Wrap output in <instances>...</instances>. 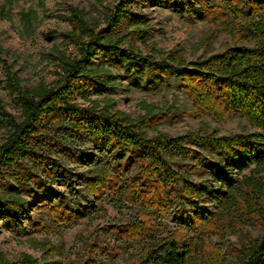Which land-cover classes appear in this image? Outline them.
<instances>
[{"label": "trees", "instance_id": "16d2710c", "mask_svg": "<svg viewBox=\"0 0 264 264\" xmlns=\"http://www.w3.org/2000/svg\"><path fill=\"white\" fill-rule=\"evenodd\" d=\"M3 1L0 11L5 14L12 0ZM148 1L117 0L105 15L106 25L101 28L92 26L82 10L71 7L75 29L66 37L76 47L78 56H59L61 73L52 85L40 83L32 89L23 87L17 73L3 62L1 56L7 50L0 45L5 84L21 108V120H18L0 99V128L7 130L6 140L0 145V176L2 170L14 171V167L27 158L48 177L58 176L57 169L63 168L59 159H70L73 153L84 155L80 145L91 139L96 149L105 153L113 150L130 156L138 150L139 175L131 177V181L139 190L121 181L112 173V166L101 160L100 167L87 180L88 193L101 201L112 188L119 186V197L112 202L115 207L128 208L120 199L126 196L131 206L142 207L140 215L143 216L151 215V209L155 208L168 215L178 203L197 208L205 197L209 198L217 211L208 212V221L182 222L164 236L163 224L149 222L141 216L128 228L131 239L122 240L120 244L125 252L136 238H150L132 256V264H202L205 247L213 233H223L224 229L227 233H239L240 224L247 221L258 222L264 231V2L254 0L251 4L255 9L253 16L241 22L247 35L244 37L253 41L254 46H230L225 52L188 62L175 53H171L168 60H157L152 54L143 55L137 49L123 47L129 32L117 35L115 30L126 18L134 25L144 23V14H138L133 5H146ZM44 4L42 0L41 6ZM20 15L23 31L32 34L38 20L37 12L29 8ZM144 30V26H137L132 32L142 37ZM107 52L117 55L130 70L142 71L143 67L156 70L160 73L158 81L175 75L202 112L221 120L224 114L239 111L260 132L230 135L189 132L171 136L155 130V134L149 136L142 129L151 127V112L131 118L125 112L111 110L114 103L111 100L102 106L100 101L90 99V95L113 89L111 75L105 73L104 66L95 67L94 62ZM102 74L108 79H102ZM75 97H81L88 105L73 101ZM52 116L59 118L51 121ZM190 144L216 159L205 160ZM177 157L183 162L184 172L173 167V159ZM187 160L190 162L184 163ZM251 165H254L252 175L242 179L234 177L235 168L242 171ZM197 169L212 175L218 188L212 190L203 182H193L190 177ZM68 173L66 176L70 179V171ZM143 180L151 182L150 189L145 192ZM46 187L51 189L49 185ZM24 211L26 199L20 196L0 199V214L19 216ZM67 212L68 220H73L72 211ZM240 261L241 264H264V233L261 238L250 240L249 246L241 252ZM34 263L36 260L29 254L12 262L0 252V264Z\"/></svg>", "mask_w": 264, "mask_h": 264}, {"label": "rangeland", "instance_id": "374dc122", "mask_svg": "<svg viewBox=\"0 0 264 264\" xmlns=\"http://www.w3.org/2000/svg\"><path fill=\"white\" fill-rule=\"evenodd\" d=\"M253 1L149 0L146 5H133L138 14H144V23L134 25L126 18L115 31L117 35L129 32L124 48L137 49L143 55L152 54L157 60H168L169 55L175 53L188 62L196 61L225 52L230 46H254L253 41L246 40L244 25H241L242 21L253 16ZM41 2L12 0L11 6L5 8V14L0 11V45L7 50L1 58L17 73L22 86L27 89L40 83L52 85L60 77V55L78 56L76 47L66 37L75 29L71 7L82 10L92 26L101 28L106 25L105 15L118 3L117 0H44L42 7ZM260 2L263 4L264 0ZM3 3L0 0V7ZM29 8L38 14L30 35L23 31L20 15ZM137 26L145 28L142 37L132 32ZM94 62L95 67L104 66L105 73L111 75L113 89L90 95V99L100 101L102 106L111 100L114 102L111 110L125 112L131 118L151 112V127L142 129L149 136L154 135L155 130L171 136L189 132L218 135L260 132L239 111L224 114L221 120L202 112L173 74L158 81L160 73L156 70L145 67L142 71L130 70L110 52L103 53ZM103 74L102 79H108ZM0 99L7 105V110L21 120V108L5 84L2 62ZM73 101L88 105L81 97H75ZM55 118L59 116L50 119ZM6 137L7 130L0 128V145ZM80 146L84 155L73 153L70 159H59L64 170L57 169L58 176L53 178L38 169L29 158L16 165L14 171L2 170L0 199H8L10 195L26 199V211L19 216L0 214V252L6 259L18 262L29 254L36 260L34 264H132V256L150 241L149 237L141 240L138 237L132 241L130 249L123 252L120 244L122 240L131 239L128 228L135 219L143 216L140 215L142 207L131 206L123 196L120 199L128 208H116L112 202L119 197V186L112 188L101 201L87 190V180L100 167L101 160L112 166V173L121 181H127L134 190H139L131 181V177L139 175V151L130 156L113 150L105 153L96 149L93 139ZM189 146L201 152L205 160L216 159L194 144ZM51 157L58 158L56 155ZM172 164L176 170L184 172L183 162L178 157ZM253 169L254 165L242 171L235 168L234 177L250 176ZM197 170L192 171L190 178L193 182H203L212 190L218 188L212 175ZM68 171L70 179L66 176ZM142 184L144 192L151 187L150 181L143 180ZM46 185L51 189L48 190ZM151 210V215H144L143 219L163 224L166 236L182 222L199 224L208 221V212H216L217 207L205 197L200 207L178 203L168 215L159 208ZM67 211H72L73 220H68ZM240 228L239 233H227L224 229V237H221L223 233H213L205 247L202 264H241L242 250L249 246L250 240L261 238L264 231L258 222L251 221L240 224Z\"/></svg>", "mask_w": 264, "mask_h": 264}]
</instances>
